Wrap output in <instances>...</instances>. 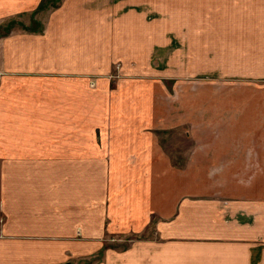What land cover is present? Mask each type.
Listing matches in <instances>:
<instances>
[{
  "label": "crops",
  "instance_id": "0c3cea01",
  "mask_svg": "<svg viewBox=\"0 0 264 264\" xmlns=\"http://www.w3.org/2000/svg\"><path fill=\"white\" fill-rule=\"evenodd\" d=\"M151 6L0 0V264H264V0Z\"/></svg>",
  "mask_w": 264,
  "mask_h": 264
},
{
  "label": "rangeland",
  "instance_id": "374dc122",
  "mask_svg": "<svg viewBox=\"0 0 264 264\" xmlns=\"http://www.w3.org/2000/svg\"><path fill=\"white\" fill-rule=\"evenodd\" d=\"M246 1L245 0H148V2L151 3L152 5L150 9L151 17H160L167 19L168 35L174 33V26H175L174 23L176 17L213 16V14L217 15L219 9L225 8L226 15L224 16L228 18L230 17L233 20H235L236 17L241 16L240 13L243 12V8L249 6L250 0H246ZM154 5L158 7H154ZM217 7L220 8L218 9ZM208 9H210L211 11L208 12ZM247 9L249 10L250 8L247 7ZM248 13L251 14L252 10H250V12L248 11ZM8 27L9 25L5 26L4 28H1L2 32H4ZM169 139H171V137L168 138V140ZM183 146L185 147L187 146V144L184 142ZM232 171L235 172V175L232 176L233 178L237 179L241 177L240 173L242 170H232Z\"/></svg>",
  "mask_w": 264,
  "mask_h": 264
},
{
  "label": "trees",
  "instance_id": "16d2710c",
  "mask_svg": "<svg viewBox=\"0 0 264 264\" xmlns=\"http://www.w3.org/2000/svg\"><path fill=\"white\" fill-rule=\"evenodd\" d=\"M43 7V4H40V8Z\"/></svg>",
  "mask_w": 264,
  "mask_h": 264
}]
</instances>
